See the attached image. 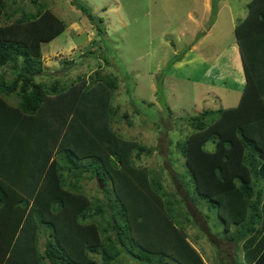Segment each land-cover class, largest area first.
Listing matches in <instances>:
<instances>
[{"label":"trees","instance_id":"obj_1","mask_svg":"<svg viewBox=\"0 0 264 264\" xmlns=\"http://www.w3.org/2000/svg\"><path fill=\"white\" fill-rule=\"evenodd\" d=\"M9 1L0 0V264H207L184 228L172 224L160 179L133 160L151 148L110 124L116 77L97 68L68 81L35 80L44 69L40 43L65 23L44 1L7 13ZM217 1L210 0L209 18ZM70 2L102 33L85 2ZM245 5L233 24L244 75L238 99L181 117L191 130L176 147L195 193L221 224L216 239L239 242L235 264H264V0ZM85 172L112 196L92 202L78 181ZM149 218L166 219L169 228L158 233Z\"/></svg>","mask_w":264,"mask_h":264},{"label":"rangeland","instance_id":"obj_2","mask_svg":"<svg viewBox=\"0 0 264 264\" xmlns=\"http://www.w3.org/2000/svg\"><path fill=\"white\" fill-rule=\"evenodd\" d=\"M41 1L65 27L40 43L44 69L34 79L68 81L80 73L93 75L97 68L100 73L114 75L117 84L110 99L114 108L110 124L122 136L136 137L145 148H151L138 157L132 154L133 160L160 179L172 224L184 228L207 264H235L232 256L241 261L239 242L233 245L216 239V234L222 233L221 224L207 208L209 200L195 193L176 143L191 130L181 117L205 107L232 106L238 99L244 75L233 24L244 15L247 0H218L210 18L203 0H82L101 18L97 23L102 33L70 0L9 1L5 11L10 13L16 7L32 10ZM17 14L18 9L12 15ZM200 31L203 34L195 37ZM157 86L161 87L160 95ZM161 100L169 109L162 107ZM63 172L69 178L68 171ZM95 180L88 172L78 180L92 202L111 197L108 195L113 192L104 193L100 189L103 184L100 187ZM106 186L112 190L109 179ZM149 221L158 233L169 228L166 219ZM161 221L163 228L157 226ZM44 239V231L39 232L36 242L40 248ZM217 247L221 249L219 256ZM167 260V264H179ZM119 264L141 263L124 259Z\"/></svg>","mask_w":264,"mask_h":264},{"label":"crops","instance_id":"obj_3","mask_svg":"<svg viewBox=\"0 0 264 264\" xmlns=\"http://www.w3.org/2000/svg\"><path fill=\"white\" fill-rule=\"evenodd\" d=\"M203 4L205 5V8H206V10L205 11H210V8H208V0H203ZM233 44V43H232ZM41 50V49H40ZM237 53H238V50H237ZM239 61H240V57H239ZM234 64H235V62H234ZM42 65L44 66V63L42 62ZM242 70V67L240 68V71ZM5 73H8V71H6ZM243 74V73H242ZM8 77V76H7ZM243 82H244V76H243V80H242ZM243 84V83H242ZM202 255V254H201ZM241 255H242V253H241ZM203 260L205 261V259L203 258ZM206 262V261H205ZM207 263V262H206Z\"/></svg>","mask_w":264,"mask_h":264},{"label":"water","instance_id":"obj_4","mask_svg":"<svg viewBox=\"0 0 264 264\" xmlns=\"http://www.w3.org/2000/svg\"><path fill=\"white\" fill-rule=\"evenodd\" d=\"M97 181L99 183V186L101 187L102 183H101V179L97 177Z\"/></svg>","mask_w":264,"mask_h":264}]
</instances>
